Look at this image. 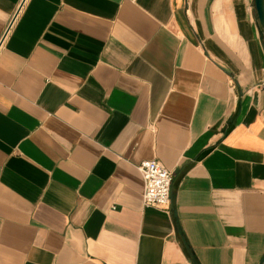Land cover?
I'll use <instances>...</instances> for the list:
<instances>
[{
    "label": "crops",
    "instance_id": "obj_1",
    "mask_svg": "<svg viewBox=\"0 0 264 264\" xmlns=\"http://www.w3.org/2000/svg\"><path fill=\"white\" fill-rule=\"evenodd\" d=\"M2 37L0 264H264L254 0H0Z\"/></svg>",
    "mask_w": 264,
    "mask_h": 264
},
{
    "label": "built area",
    "instance_id": "obj_2",
    "mask_svg": "<svg viewBox=\"0 0 264 264\" xmlns=\"http://www.w3.org/2000/svg\"><path fill=\"white\" fill-rule=\"evenodd\" d=\"M7 32V31H6ZM0 40V46L1 42ZM139 170L145 182L143 204L168 211L171 205L174 175L158 161H143Z\"/></svg>",
    "mask_w": 264,
    "mask_h": 264
},
{
    "label": "water",
    "instance_id": "obj_3",
    "mask_svg": "<svg viewBox=\"0 0 264 264\" xmlns=\"http://www.w3.org/2000/svg\"><path fill=\"white\" fill-rule=\"evenodd\" d=\"M257 15V26L260 31V40L264 46V0H254Z\"/></svg>",
    "mask_w": 264,
    "mask_h": 264
}]
</instances>
